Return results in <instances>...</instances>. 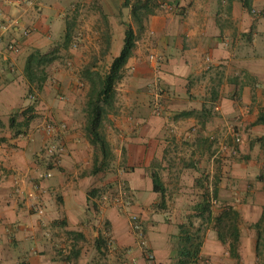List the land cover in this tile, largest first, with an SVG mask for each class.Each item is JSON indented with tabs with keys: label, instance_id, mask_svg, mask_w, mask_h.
<instances>
[{
	"label": "crops",
	"instance_id": "1",
	"mask_svg": "<svg viewBox=\"0 0 264 264\" xmlns=\"http://www.w3.org/2000/svg\"><path fill=\"white\" fill-rule=\"evenodd\" d=\"M124 2L8 6L0 0L9 26L0 46V264L176 263L181 257L160 205L191 202L195 195L188 193L200 187L194 182L204 167L212 169L205 158L213 140L231 135L229 123L243 116L257 125L264 107V46L253 38L264 20L256 21L243 0H158L166 7H150L144 34L116 85L121 114L103 123L110 153L104 159L87 131L86 108L90 78L100 73L97 52L103 49L109 71L122 48L125 31L115 30V20ZM255 8L264 9V0H251ZM79 27L83 39L74 48ZM10 43L17 53L8 51ZM148 52L163 60L154 70L142 61ZM31 54L55 58L41 87L25 75ZM155 77L164 93L161 115L153 106ZM212 106H219V114H211ZM47 120L57 127L58 164L44 156ZM253 128L264 131L259 124ZM153 174L164 192L155 191ZM121 183L131 201L123 211L100 199L106 193L112 200ZM222 186L217 181L215 194L230 199ZM131 213L146 222L154 261L136 244Z\"/></svg>",
	"mask_w": 264,
	"mask_h": 264
},
{
	"label": "rangeland",
	"instance_id": "2",
	"mask_svg": "<svg viewBox=\"0 0 264 264\" xmlns=\"http://www.w3.org/2000/svg\"><path fill=\"white\" fill-rule=\"evenodd\" d=\"M151 6L159 10L162 9L158 0H153ZM255 9L258 13L250 12L251 16L256 21L264 20V9ZM145 13L146 11H142L143 21L146 20ZM84 14L91 16L89 13ZM117 18L115 30L125 31L126 26L130 25L135 30L137 39H141L144 34L141 32L143 26L141 27L133 20L131 9L127 20H124L121 11ZM88 19L86 18V20ZM262 23L261 27L255 31L256 36L253 38L257 41L258 47L264 46V21ZM83 32L79 27L73 32V35L81 36L82 41ZM97 56L101 57H99L100 73L98 77L102 78L108 72L109 62L108 59L103 58V49L97 52ZM149 56V52L145 53L142 60L148 67L157 68L163 62L160 60L157 64L151 63ZM130 71L131 69H129V74ZM160 81L159 77H155L153 90L155 94L157 91L162 106L164 93L161 91ZM155 94L153 106L156 100ZM119 95L120 91H116L114 109L110 110L108 115L121 114ZM211 111V114L217 115L221 110L219 106H212ZM258 112L259 116L264 113V107H260ZM241 119L234 124H228L227 127H230L231 135L227 136L226 134L213 140L212 152L207 156V159L205 158V164L212 162V169L204 167L205 171L202 173V177L198 179V182H194L200 187L199 191L196 190L198 194H196L197 192H194L195 194L188 193L195 195L188 198L191 202H172L169 199V203L160 205L162 215L164 214L165 223L163 224L168 228L170 243L176 255L180 256L179 249L185 242V246L190 249L188 252H197L195 256L189 254L190 258H184L188 264H264V131L257 129L254 131L253 127L258 124H248ZM103 131L102 127V133ZM239 180L242 181L241 184L238 183ZM217 181L223 183L222 191L230 192V199L222 195L224 192H219L220 196L215 194ZM201 194H203V198L200 197ZM139 216L144 222L146 242L151 249L147 238L146 222L141 215ZM217 217H221L222 220L221 223L215 224ZM235 228H237L236 233ZM182 238L184 240H181ZM189 238L190 243H188ZM108 239L110 238L108 237L106 240ZM109 249L112 248L109 247Z\"/></svg>",
	"mask_w": 264,
	"mask_h": 264
},
{
	"label": "trees",
	"instance_id": "3",
	"mask_svg": "<svg viewBox=\"0 0 264 264\" xmlns=\"http://www.w3.org/2000/svg\"><path fill=\"white\" fill-rule=\"evenodd\" d=\"M153 0H146L145 2L137 1L133 5L131 0H125L123 8L127 7L131 9V15L133 20L141 26L142 24V11H146L145 15L152 12L150 5ZM245 7L251 12V0H243ZM144 15V16H145ZM136 33L132 26H126L124 33V40L122 48L116 56L109 68L107 74L100 78L96 74L94 78H90L91 88L88 95V103L86 112L88 115L87 131L92 136V142L97 145L103 158L109 157V145L102 133L103 123L106 120L110 110L114 109L116 85L123 78L124 70L133 56L136 48ZM53 54L37 55L31 54L26 62L25 75L30 85L36 84L41 87L46 81V68L54 61ZM256 124L264 125V113H262L256 122ZM154 189L155 191L164 192L162 184L157 174H153ZM215 224L221 223V217L215 219ZM237 228H235V233ZM181 240H184L183 238ZM190 238L188 243H190ZM186 243V242H185ZM185 243L180 247L179 255L181 258L174 264H188L186 259L191 256H195L197 252H188L190 249L185 246ZM188 255V256H187Z\"/></svg>",
	"mask_w": 264,
	"mask_h": 264
},
{
	"label": "built area",
	"instance_id": "4",
	"mask_svg": "<svg viewBox=\"0 0 264 264\" xmlns=\"http://www.w3.org/2000/svg\"><path fill=\"white\" fill-rule=\"evenodd\" d=\"M36 0H3V2L8 5V6H12V5H20L22 3H28V4H34ZM163 7H166L164 5H162ZM254 14H257L258 11L256 9H252L251 11ZM2 10H1V6H0V46L3 43V37L4 34L8 31L9 26L3 22V18H2ZM79 41H81V36L75 37L73 42H72V46L75 48L78 46ZM7 49L9 52H13V53H17L18 52V48L14 43H10L7 45ZM149 61L151 63H155L157 64L160 59L158 58V56H156L155 54H150L149 56ZM29 98L30 99H35V95L34 94H29ZM161 102H160V97L156 91V100L154 103V111L156 114L160 115L161 114ZM43 130L44 133L47 136V139L45 141V145H44V156L45 158L53 163V164H58L61 161V148L58 144V142L56 141V130L57 127L55 126L54 123H52V121H46L43 125ZM118 193L116 196H114L112 198V200H110L109 195L104 193L100 195V199L102 202H111L113 205H115L117 208H119L121 211H123V209H128L131 206V201L126 199L127 196V191L126 188L123 185L119 186L118 189ZM39 213H43V211L40 209L38 211ZM129 220H130V224H131V230L132 233L135 236L137 245L141 248L143 256L149 260V261H154L155 260V255L152 252V250L149 248L147 242H146V238H145V227H144V222L142 220V218L138 215V214H133L131 213L129 215ZM107 245L112 248L113 247V241L112 239H108L107 240Z\"/></svg>",
	"mask_w": 264,
	"mask_h": 264
},
{
	"label": "water",
	"instance_id": "5",
	"mask_svg": "<svg viewBox=\"0 0 264 264\" xmlns=\"http://www.w3.org/2000/svg\"><path fill=\"white\" fill-rule=\"evenodd\" d=\"M129 11H130V8H127V7L123 8L122 13L124 16V20H127L126 18L128 16Z\"/></svg>",
	"mask_w": 264,
	"mask_h": 264
}]
</instances>
